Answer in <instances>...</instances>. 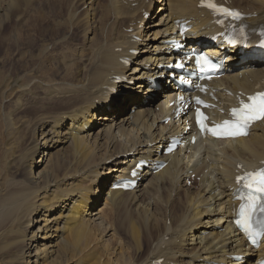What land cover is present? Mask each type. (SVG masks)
I'll list each match as a JSON object with an SVG mask.
<instances>
[{
    "label": "bare ground",
    "instance_id": "1",
    "mask_svg": "<svg viewBox=\"0 0 264 264\" xmlns=\"http://www.w3.org/2000/svg\"><path fill=\"white\" fill-rule=\"evenodd\" d=\"M18 1L0 0V24ZM217 1L246 18L219 24L204 0H78L89 21L75 23L73 9L70 25L92 27L83 28L81 64L16 86L19 117L3 120L0 264L262 261L264 234L254 247L233 219L238 176L264 165V120L247 138L190 142L197 132L191 119L196 96L210 102L213 118H225L239 98L264 90V0ZM22 11L12 18L21 23ZM241 24L249 40L229 47L225 36ZM176 40L228 63L205 90L180 91V99L174 81L167 85L162 78H170L168 67L181 56L172 51ZM132 81L139 83L130 87ZM178 105L183 113L177 117ZM171 139L186 146L166 154ZM141 161L149 165L137 172V186L112 190ZM110 232L114 242L106 244Z\"/></svg>",
    "mask_w": 264,
    "mask_h": 264
},
{
    "label": "rangeland",
    "instance_id": "2",
    "mask_svg": "<svg viewBox=\"0 0 264 264\" xmlns=\"http://www.w3.org/2000/svg\"><path fill=\"white\" fill-rule=\"evenodd\" d=\"M22 1L16 2V6H14L18 8H16V11L23 10L22 22L20 23L12 18L14 17L13 13H17L15 9V12L12 9L13 12H9L10 14L2 23L3 25L0 24V127L2 126L0 128V138H2L4 130L2 125L4 124V118H7L8 115L18 116L15 111L18 110L20 103L17 105L15 102H17L16 97L21 93H19L20 90L16 92V86L27 85L28 83L31 85L30 81H36L37 83L39 80H45L46 77L49 78L55 73V70H61L65 66L78 67L81 64V57L87 54L83 28L88 26L87 29H92L89 22V25L81 24L89 20L86 17L88 13H86L84 5L79 3L78 0ZM73 9L79 13L77 15L78 20L75 23L84 17L86 18L85 21L72 26L68 17ZM6 35L9 37V42L4 40ZM65 36L67 39H65ZM25 75H29L30 79ZM13 93L16 96H11ZM103 150L102 154L104 155L105 146ZM41 155H43V152L37 157ZM114 175L115 173L112 174V176ZM103 206L104 201L98 204L95 210L100 211ZM112 233L110 232L108 236L103 238L106 244L107 242H114L111 237Z\"/></svg>",
    "mask_w": 264,
    "mask_h": 264
},
{
    "label": "snow or ice",
    "instance_id": "3",
    "mask_svg": "<svg viewBox=\"0 0 264 264\" xmlns=\"http://www.w3.org/2000/svg\"><path fill=\"white\" fill-rule=\"evenodd\" d=\"M209 7H214L213 5L209 4ZM227 11V10H224ZM230 15L234 17H239V13L230 12ZM204 60L205 58H201ZM250 103H242L240 109H233L232 114L233 116L237 117L236 122L224 121L222 126H217L212 129H205L204 124L201 122V116L198 114V123L201 124L202 130L211 131L213 135L222 134V135H239L245 134L243 133L242 129L247 127V125L256 119L264 118V93L258 94L254 97H249ZM224 128L225 131L222 133L219 132V128ZM248 177H252L253 180L256 182V187L258 191L264 192V169L260 170L258 173H249L247 174ZM243 179V178H239ZM249 188L252 187V183L247 185ZM253 209L255 205L251 206ZM261 211H264V207H261Z\"/></svg>",
    "mask_w": 264,
    "mask_h": 264
}]
</instances>
